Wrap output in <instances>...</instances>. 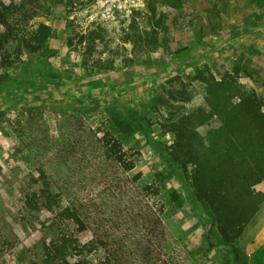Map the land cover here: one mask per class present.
<instances>
[{
	"label": "rangeland",
	"instance_id": "1",
	"mask_svg": "<svg viewBox=\"0 0 264 264\" xmlns=\"http://www.w3.org/2000/svg\"><path fill=\"white\" fill-rule=\"evenodd\" d=\"M41 5L30 26L41 22L52 29L45 58L6 70L0 89V264H40L37 242L43 231L22 201L38 189L42 169L53 183L66 180V199L77 198L89 222L83 243L93 234H107L110 241L121 237L127 225L119 197L137 195L131 181L138 176V189L160 190L159 202L150 203L164 207L167 248L177 264H264V201L240 239L224 247L185 178L168 172L151 143H171L161 129L169 112L177 117L204 107L195 79L203 70L217 76L240 68L239 82L264 105V1L42 0ZM149 5L162 17L158 46L148 55L132 53L123 33L132 18L149 28ZM48 71L64 85L44 83L41 76ZM177 80L188 86L191 100L172 110L164 91ZM123 111L143 118L148 131L144 135L131 125L117 134L134 162L128 173L104 163L95 149L97 130H114L113 118ZM255 190L264 196V183ZM101 256L96 251L89 258L97 262Z\"/></svg>",
	"mask_w": 264,
	"mask_h": 264
},
{
	"label": "trees",
	"instance_id": "2",
	"mask_svg": "<svg viewBox=\"0 0 264 264\" xmlns=\"http://www.w3.org/2000/svg\"><path fill=\"white\" fill-rule=\"evenodd\" d=\"M41 2L0 0V89L6 70L17 65L24 68L45 58L52 29L41 22L30 26L43 7ZM149 12V28L141 29L132 18L123 33L122 41L132 53L148 55L158 46L162 17L157 16L152 5ZM85 38L81 35L79 42ZM91 53L92 49H87L84 62L91 61ZM239 69L217 76L204 70L198 72L195 79L202 85L204 107L177 117L169 112L161 129L171 137V143L151 142L164 157L168 172L185 178L194 201L204 208L224 247H232L240 239L264 201L263 194L255 190L264 183V105L259 95L243 88ZM41 79L53 86L64 85L61 77L50 71ZM187 88L181 80L168 84L164 95L173 104L169 108L177 109L174 104L191 100ZM121 113L113 118L114 130H97L100 136L95 149L104 163L128 173L134 162L127 159L117 134L132 127L144 135L148 131L143 118L129 111ZM203 128L207 129L202 132ZM136 179L138 176L131 183L137 195L119 197L127 225L121 237L110 241L107 234H93L83 243L89 222L77 198L71 195L66 199L69 192L64 178H57V183L62 184L56 186L43 169L39 170L35 180L38 189L24 195L22 208L43 231L37 242L40 264H177L175 254L167 248L164 207L150 203L152 198L157 203L160 190L151 185L138 189ZM207 244L213 247L211 242ZM96 251L102 252L97 262L89 258Z\"/></svg>",
	"mask_w": 264,
	"mask_h": 264
}]
</instances>
